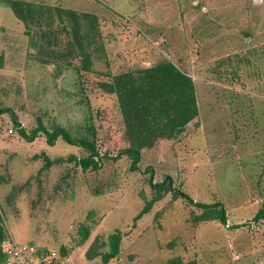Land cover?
Instances as JSON below:
<instances>
[{
  "label": "rangeland",
  "instance_id": "1",
  "mask_svg": "<svg viewBox=\"0 0 264 264\" xmlns=\"http://www.w3.org/2000/svg\"><path fill=\"white\" fill-rule=\"evenodd\" d=\"M9 1L0 0V107L11 108L28 131L39 117L49 129L82 132L108 157L100 169L83 171L68 157L86 149L61 137L53 145L44 135L28 142L10 114L0 113L6 248L12 241L63 245L69 264H164L175 257L182 264H264V217L254 219L264 209V0H20L42 7L28 27ZM63 8L97 18L100 44L81 40L88 69L80 66L68 19L55 18L48 32L50 10ZM164 60L192 78L198 123L166 145L142 148L131 170L130 159L118 154L129 141L116 94L101 83ZM42 154L63 162L42 169ZM150 178H166L172 190L134 218L155 194ZM177 191L196 202H220L226 223L198 221L203 208ZM79 223L91 227L82 245H76ZM115 231L116 257L85 258L93 239L97 251H107Z\"/></svg>",
  "mask_w": 264,
  "mask_h": 264
},
{
  "label": "trees",
  "instance_id": "2",
  "mask_svg": "<svg viewBox=\"0 0 264 264\" xmlns=\"http://www.w3.org/2000/svg\"><path fill=\"white\" fill-rule=\"evenodd\" d=\"M7 5L26 27L29 26V21L33 16L39 15V10L42 8L41 6L38 8V5L36 8L34 3L22 2L20 0L9 1ZM35 9H38V11ZM54 10L55 13H52L50 10L47 18L49 21L46 23L49 27L48 32H52V20L55 18L60 21L68 19L71 23L73 38L78 43L79 51L77 53L81 54L80 57L83 63L80 66L86 69L90 68V54L85 53L81 40L84 38L88 46L92 43L100 44L95 14L89 12L77 13L72 9L64 8ZM46 33L47 30L41 34L44 36ZM46 42L50 44L52 43V39L47 38ZM101 88L107 92L116 94L118 108L125 127L124 135L129 141V146L125 147L118 154H124L130 159L131 170L138 169L137 164L144 152L142 148L146 150L157 141L166 145V143L162 142L173 139L174 135L180 132L185 125L192 122L198 123V105L193 80L170 60L160 61L148 67L137 68L135 71L116 74L112 76L110 81L102 82ZM3 112L10 114L18 135L28 142L33 141L39 135H44L48 144L53 145L54 141L58 137H61L67 143L86 149V155L81 157L71 155L68 157L69 161H73L83 171L100 169L104 158L107 159L108 157L106 153H100L95 144L86 139L87 136L82 132L77 137L61 125H55L49 129L39 117L36 118V125L28 131L18 121L15 112L11 108L0 107V113ZM148 128L151 131L150 133H147ZM87 129L92 130V127L88 126ZM42 158L44 160L42 169L49 167L51 164L63 162L62 158L50 159L46 154H42ZM146 170L151 171V168L147 167ZM149 183L155 189V194L145 202L134 218H140L142 214L150 210L155 201L161 199L164 194L172 190L166 178L161 182H153L150 178ZM94 193L98 194L97 189H94ZM177 193L181 194L195 206L203 208L202 213L195 217L198 221L215 219L222 224L226 223L225 210L220 202L214 204L196 202L187 194L180 191H177ZM261 217H264V209L258 210L254 215V219ZM237 227L239 225L234 224L231 228ZM90 232V225L79 223L76 232L78 236L76 245L84 244ZM7 238L8 232L6 231L4 217L0 210V264L3 263L6 256ZM120 238V231L109 233L106 240L108 250L103 252L96 250V239H93L85 252V258L90 260L94 256L99 255L101 262L107 263L118 255ZM60 252L63 255L68 254L67 248L63 245L60 247ZM179 260L181 259H177V257L171 258L166 260L164 264H182ZM183 264L195 263L191 261Z\"/></svg>",
  "mask_w": 264,
  "mask_h": 264
},
{
  "label": "built area",
  "instance_id": "3",
  "mask_svg": "<svg viewBox=\"0 0 264 264\" xmlns=\"http://www.w3.org/2000/svg\"><path fill=\"white\" fill-rule=\"evenodd\" d=\"M13 129H7V135H12ZM226 226H228L226 224ZM69 256L63 255L54 248L37 247L31 243L12 241L6 248V256L2 264H69Z\"/></svg>",
  "mask_w": 264,
  "mask_h": 264
}]
</instances>
